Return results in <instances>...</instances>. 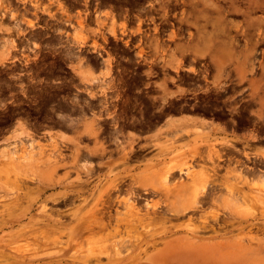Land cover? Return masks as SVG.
I'll use <instances>...</instances> for the list:
<instances>
[{
  "label": "rangeland",
  "instance_id": "374dc122",
  "mask_svg": "<svg viewBox=\"0 0 264 264\" xmlns=\"http://www.w3.org/2000/svg\"><path fill=\"white\" fill-rule=\"evenodd\" d=\"M0 3L2 4L1 0ZM201 11L203 14L196 20L195 16ZM204 12L209 13L210 26L208 27L202 26L204 22L201 18L206 19ZM104 27V23L98 21V30L102 31ZM113 29L117 34L115 23L112 24L111 30ZM97 35L101 34L98 32ZM74 36L83 37V34L75 33ZM176 36V51L180 57L176 61L177 84L184 86L187 83L185 76L180 72L187 67L184 56L188 53L193 58L188 68L194 69L200 66L197 63L214 68L216 70L212 80L214 89H221L223 84H227L234 78L239 85L240 98L255 100L256 119H264V54L260 53L264 49V0H190L187 8L177 14ZM200 36L208 37L200 38ZM13 46L8 40L0 43V68L10 65V51ZM74 46L73 43L64 44L63 67L67 72L65 76L79 77L84 84H95L96 90L88 92L90 97L93 96L97 101H108V62L105 65L106 69L102 68L95 75L87 65L88 60L76 59L72 55ZM162 50L167 51V49ZM56 51V49L50 50V53L54 55V58H49L50 62H54L50 63V67L56 66L58 59ZM72 83L71 80L69 83L66 82V85L70 87ZM51 89L36 94L40 95V99L47 95L48 103H51L53 100L51 94L57 93ZM186 93L184 90H178L176 97L184 98ZM63 94V107H48V111L44 113L46 108L38 105L33 106L32 110L34 115L54 117L60 114L64 115V119H37L40 122L35 123L21 120L15 124L0 119V225L7 222L9 217L19 219L18 222L0 226V264H50L51 261H53L51 264H97V256H100L99 235L85 237L87 240L91 239L92 243L82 249L75 245L67 247L66 235L60 237V242L56 246L37 245L33 243L32 237L45 233L52 238L55 227L69 231L70 227L76 225L77 218L85 215L98 199L107 200L111 188L105 189L109 184L114 187L120 183L124 193L121 195L124 197L127 191L133 192L135 195L138 194L137 199L140 203L159 201L160 205L162 204L161 210L166 209L167 205L161 202L176 200L177 198L173 195L182 187V184L179 181L174 183L173 179L165 181L163 172L176 165L185 167V171L189 167L188 171L191 170L190 173L195 177L199 178L201 175L204 177L207 185L205 195L200 197L201 200L206 199L209 202V199L211 201L214 198V200L237 199L239 202L237 207L240 211L239 209L234 211L237 207L227 202H221L219 206H214V209L213 206H206V211L205 208L203 211L209 220L216 213V211L212 212L216 208L217 215L221 219L220 226L214 231L198 233L191 231L197 226L194 219L197 215L188 213L189 216H193L189 226L185 218L171 220L164 227L158 224L160 229L154 233L156 236L154 244L139 245L134 251H130L125 245L117 251L109 252L108 259L101 256L99 263L264 264V206L255 202L259 199L264 203V175L250 179L233 168L221 174L219 167L221 158L215 160L219 155L214 149L217 145L210 143L203 124L188 123L185 119H167L159 128L151 123L147 124L148 126H141L137 123V119H108V107L100 105L86 108L87 111L91 110L92 115L81 114L82 117L79 119H73L79 115L73 106L77 98L71 89H66ZM92 120L96 121L94 128L98 132L97 140L83 135ZM126 120H132V122L124 126ZM192 126L194 128L191 129ZM117 135L118 144L114 141ZM94 140L97 144L101 143L106 149V157H111L113 160L104 162L103 155H98L96 160L86 157L87 152L83 150L96 147ZM22 144L23 147H21ZM203 148H207L205 155L200 154ZM79 149L81 154L76 156V151ZM99 150L101 148L98 147ZM262 155H264L263 152ZM209 156L212 160L208 158ZM82 163L87 166L98 163L96 173H99V170L102 171L89 194L81 192L80 195L83 198L76 199L73 205L57 199L61 192L48 195L54 188L60 187L66 190L76 185L78 178L71 179L74 177L71 173L62 176L63 171L59 170L60 165L72 170ZM54 165L56 167L59 165L56 172L48 173L49 168ZM4 169L9 171L8 176ZM14 169L18 170L14 171ZM16 172L34 176L35 181L23 180L24 182L21 183L18 178L16 180L19 184L17 183L16 186L13 182ZM42 173L46 174L42 175ZM81 175V179H84V174L81 173ZM237 175H240L241 180L237 179ZM193 179L194 177L190 176L182 177L183 185H191ZM246 179L247 183H245ZM48 181L50 182L47 183ZM143 186L147 188L148 194L143 192ZM85 187L82 185L81 190ZM227 187L233 188L229 196ZM93 190L95 191L91 194ZM244 193L247 194L246 198L242 196ZM55 199L56 201H52ZM242 199H249L252 203H242ZM221 205L222 207L225 205V209ZM73 206L74 209H72ZM227 206L232 209L228 210ZM241 208L245 212L241 211ZM226 210L230 213L236 212L241 218H231ZM142 211H145L144 207ZM148 212H151V208ZM245 213H248L246 215L250 220L244 221ZM60 216H63V221L59 218ZM48 218L49 220L46 221ZM39 223H47V225L40 228ZM147 224L149 228L153 227L151 222L143 221L136 226L132 237L146 231ZM48 228H52L51 233ZM124 234L122 236L125 238L126 234ZM73 236L77 238L75 234ZM118 237L116 236L114 240ZM90 256L94 258L90 259Z\"/></svg>",
  "mask_w": 264,
  "mask_h": 264
},
{
  "label": "flooded vegetation",
  "instance_id": "af4514ba",
  "mask_svg": "<svg viewBox=\"0 0 264 264\" xmlns=\"http://www.w3.org/2000/svg\"><path fill=\"white\" fill-rule=\"evenodd\" d=\"M1 1L0 43L8 40L14 45L10 51V65L0 68V119L4 122L15 124L21 120L35 123L40 122L37 119H64L60 114L54 117L34 115L32 107L44 106V113L48 107L61 108L64 106L63 92L71 89L77 98L73 106L79 114L73 119H79L81 114L92 115L86 108L100 105L108 107V119H137L141 126L151 123L159 128L167 119L203 124L208 140L217 145L214 149L221 156V174L233 168L250 179L264 175V119H256L255 100L240 98L239 85L234 78L223 84L221 89H214L212 80L216 70L197 62L200 66L188 68L193 58L187 53L184 56L187 67L180 72L187 83L184 86L177 84L176 61L180 58L176 51L177 14L187 8L190 0ZM202 14V11L198 15L195 13V19ZM204 15L206 19L201 18L202 26L208 27L209 13L204 12ZM98 21L105 25L102 31L98 30ZM113 23L117 34L111 30ZM98 32L101 35L98 36ZM75 33L83 34V37H75ZM72 43L75 44L72 55L76 59L88 60L87 65L95 75L102 68L106 69L108 62V101L90 97L88 92L96 90L95 84H84L79 77L65 76L63 48L64 44ZM53 49L57 50L58 59L56 66L50 67V63H54L49 61V58H54L50 53ZM260 53L264 54V49ZM71 80L73 83L68 87L66 82ZM50 88L57 92L51 94V103H48L47 95L40 99L36 94ZM178 90L187 92L184 98L176 97ZM130 122L132 120L124 121V126ZM117 137L114 141L118 144ZM90 150L83 151L89 155ZM78 151L77 156L81 149ZM200 154H207V148H203ZM98 155L104 156V162L113 160L106 157L105 148L88 157L96 160ZM60 167L62 176L68 172L74 179L79 174V167L72 170L65 169L63 165ZM96 167L98 163L92 167V173H95H91L93 176L84 184L87 189L80 190L76 184L66 190L54 188L48 195L61 192L57 199L73 205L76 199L83 198L81 192L89 194L96 184L98 175L102 173L101 170L96 173ZM183 171L184 175L174 171L169 179L175 178L183 183L180 179L187 177ZM84 176L83 180H86L87 176ZM118 184L111 188L113 196L109 194L107 199L122 197L123 189ZM227 191L229 196L228 188ZM143 192L147 190L143 189ZM126 195L132 200L138 198L128 191ZM59 218L62 220L63 216Z\"/></svg>",
  "mask_w": 264,
  "mask_h": 264
},
{
  "label": "bare ground",
  "instance_id": "6f19581e",
  "mask_svg": "<svg viewBox=\"0 0 264 264\" xmlns=\"http://www.w3.org/2000/svg\"><path fill=\"white\" fill-rule=\"evenodd\" d=\"M92 80H94L92 78ZM72 122V121H71ZM95 120H92L87 128L85 129L84 131V136L88 135L90 138H94L95 140H97V135H98V132L95 130L94 128V125H95ZM78 123V122H77ZM80 123V122H79ZM74 124V123H73ZM71 126L73 127V125L71 124ZM75 126V125H74ZM76 139V138H75ZM77 140V139H76ZM94 140V141H95ZM75 141V140H74ZM78 142V140L76 141ZM96 144H97V141H95ZM22 143V142H21ZM95 144V145H96ZM99 144V143H98ZM97 144V145H98ZM96 147L94 146V148L92 149V151L90 150V154H95L96 152H98V147L99 148H103L101 143ZM21 147H23V144L21 145ZM76 146H74L75 148ZM90 149V148H89ZM78 151V150H77ZM80 152V151H78ZM78 152H76V154L78 155ZM74 156H75V153H73ZM80 154V153H79ZM89 154V155H90ZM197 154V153H196ZM76 155V156H77ZM83 155V154H82ZM88 155V154H87ZM88 155V156H89ZM80 156V155H79ZM86 156V155H84ZM86 156V157H88ZM112 156V155H111ZM82 157V156H81ZM220 155H217V158H215V160H219L220 159ZM75 158V157H74ZM111 158V157H110ZM109 158V159H110ZM209 159H211V157L209 156ZM76 160V159H75ZM84 160V159H83ZM88 161L90 159H87ZM111 160V159H110ZM81 161V160H80ZM86 161V160H85ZM87 161V162H88ZM86 162V163H87ZM84 163V162H83ZM82 163V165H83ZM90 163V162H89ZM56 165V164H55ZM53 166V167H50L49 168V172L48 173H55L56 169L58 168L59 165L56 166ZM80 165V164H79ZM81 167H79L78 169V173L81 174H85L87 176L86 180H83L80 178V176L82 177V175L79 176V174H76L77 176V186L78 188L81 190V186L86 184L85 182H87L89 180V178L91 179V177L93 175L90 176V174L92 173V167L94 166H87V165H83ZM77 166V165H76ZM192 166V165H191ZM77 167V168H78ZM75 168V169H77ZM97 168V167H96ZM101 168V167H100ZM107 168V167H106ZM104 168V169H106ZM189 168V167H187ZM186 168V170L188 171V169ZM7 169V168H6ZM185 167L182 168L181 166H171L167 169H165V171L163 172V177H164V180H168L170 178V176L172 175V173L174 171H178V173H183ZM5 170V169H4ZM13 170V169H12ZM11 170V171H12ZM18 169H14V171H17ZM94 170V169H93ZM97 169H95L94 171H96ZM194 170V169H193ZM192 170V171H193ZM10 171V174H12V172ZM27 171V170H26ZM104 171V170H103ZM186 171V176H190V177H194V179L192 180V184L191 185H183V183H180L182 184V187L181 189L177 190L176 193L173 195L174 197H176L177 199L176 200H167L166 202H161V203H165V205H167V208H165V205L164 206V210H161L162 207H160V202H154V203H148V202H144V204H141L140 202H138V199L137 200H132L131 197L128 195V197H117L115 200H111V199H107V200H102V199H98L92 206V208L85 214V215H82V216H79L77 218V221H76V225L75 226H72L70 227L68 230L69 231H63V230H60V229H56L57 227H55L53 229V233L51 235L52 238H49V234H45V233H40L39 235H34L32 237V240H33V243L39 245V244H43L44 246H56V244H58L60 242V237L62 235H66L67 236V241L65 242L66 243V246H70V245H75L77 247H80L79 249H82L84 248L86 245H89L92 243V240L91 239H85V237L89 236V235H99V244H100V247H99V254L100 256H97V264H100L99 262L101 261L100 257L101 256H105L107 259H108V255H109V252L111 251H117L119 250V248H122L123 246H127L128 249L130 251H134L135 248L139 245H143V244H148V243H151V244H154V241L156 236H155V231H157L158 229H160V226L163 225L162 227L165 226V224L169 223L171 220H181L185 218L186 221H188V226L192 223V220H193V216H189L188 213H191L192 215H197L196 217H194V219L196 220V224L197 226L194 227V229H191V231L193 232H203V231H207V230H210L211 232L214 231L219 225L221 219L219 218V216L217 215V208L216 210H212L210 208V211L212 210L213 211H216V213L211 217V219L209 220V218L206 216V213H204V208L206 206H213L212 208L214 209L215 207L214 206H219L218 204H221V202H227V203H232V205L236 208L238 205V201L236 199H226V200H222L220 203L219 201H215L213 199V201L209 199L210 202H205V201H201L200 196H202L206 191H205V186L207 185V183H205V179L204 177L201 175L198 177H195L194 174H191L190 171L187 172ZM4 172V171H3ZM5 172L7 173V176L9 175L7 170H5ZM4 172V173H5ZM25 172V171H24ZM77 172V171H76ZM102 172V171H101ZM107 172V171H106ZM30 174V172H27ZM33 173V172H32ZM68 174V172H65V174ZM95 172H93L92 174H94ZM209 173V172H208ZM24 174V173H23ZM23 174H19L16 172V178H15V181H13L16 186L19 184L18 183V179L22 182H24L23 180H27V181H31V182H34V176L33 177H30L27 175H23ZM36 174V173H34ZM40 173H38L39 175ZM43 174H46V173H42ZM66 174V176H67ZM109 174V173H108ZM31 175V174H30ZM33 175V174H32ZM31 175V176H32ZM38 175H37V180H38ZM96 175V174H95ZM94 175V176H95ZM184 175V173H183ZM182 175V176H183ZM11 176V175H10ZM65 176V175H64ZM84 176V175H83ZM84 176V177H86ZM90 176V177H89ZM179 176V175H178ZM181 176V177H182ZM180 177V178H181ZM36 178V177H35ZM45 178V177H44ZM48 178V177H47ZM52 178V176H51ZM101 178V177H100ZM105 178V177H104ZM111 178V177H110ZM172 178V177H171ZM174 178V177H173ZM208 178V176H207ZM175 179V178H174ZM173 179V180H174ZM237 179H240V175L237 176ZM36 180V181H37ZM45 180V179H44ZM118 180V179H117ZM116 180V181H117ZM171 180V179H169ZM168 180V181H169ZM182 179H180L181 181ZM76 181V180H75ZM91 181V180H90ZM123 181V180H122ZM163 181V180H162ZM161 181V183H162ZM176 181H178L177 179L175 180L174 183H177ZM197 181V182H196ZM50 181H48L47 183H49ZM92 182V181H91ZM90 182V184H91ZM109 182V181H108ZM124 182V181H123ZM18 183V184H17ZM75 184V182H73ZM117 183V182H116ZM245 183H247V179L245 180ZM24 184V183H23ZM252 184V183H251ZM89 185V184H88ZM87 185V186H88ZM119 185V184H118ZM252 186H254V184H252ZM85 187V186H84ZM89 187V186H88ZM115 187V186H114ZM117 187V186H116ZM122 187V186H121ZM144 190H147V188L145 186H143ZM209 187V186H208ZM257 187V186H256ZM263 187V186H262ZM86 188V187H85ZM83 188V189H85ZM109 188H113L112 187V184H109L105 190H108ZM228 190L232 191L233 188L232 187H227ZM87 189V188H86ZM92 189V188H91ZM90 189V190H91ZM122 189V188H121ZM120 189V190H121ZM78 190V189H77ZM80 190L78 192H80ZM115 190V188H114ZM153 190H155L153 188ZM215 190V189H214ZM95 191V190H94ZM136 191V190H135ZM218 191V190H216ZM115 192V191H114ZM125 192V191H124ZM141 192V191H140ZM162 192V191H161ZM213 192V191H212ZM233 192V191H232ZM14 193V192H13ZM88 193V192H87ZM116 193V192H115ZM133 193V192H131ZM143 193V192H142ZM148 194V192H145ZM92 194V193H91ZM90 194V195H91ZM107 194H108V191H107ZM110 194V193H109ZM108 194V195H109ZM124 194V193H122ZM130 194V193H129ZM144 194V193H143ZM113 196V194H110ZM118 195V194H117ZM126 195V194H125ZM155 195V194H154ZM205 195V194H204ZM207 195V194H206ZM210 195V194H209ZM213 195V194H212ZM217 195V194H216ZM110 196V198L112 197ZM116 196V195H114ZM127 196V195H126ZM244 198L247 197V194H243L242 195ZM103 197V195H102ZM101 197V198H102ZM109 197V196H108ZM132 197H134V195L132 194ZM135 197H138V194L135 195ZM140 197V196H139ZM164 197V196H163ZM210 197V196H209ZM113 199V197H112ZM141 200V199H140ZM256 203H258L259 205H262L264 206V203L261 202V200L257 199L255 200ZM168 203V204H166ZM242 203H252L251 200L249 199H242ZM223 204V203H222ZM229 205V204H228ZM248 205V204H247ZM145 208V211L143 212L142 211V208ZM207 207V208H209ZM222 207V205H221ZM219 207V209L221 208ZM225 207V205H224ZM222 207V208H224ZM233 207V208H234ZM239 207V206H238ZM236 208L234 209L237 210L239 209L240 211V208ZM250 207V206H249ZM151 208V212H148V209ZM228 210H231L229 209V206H227ZM226 208V209H227ZM225 209V208H224ZM223 209V210H224ZM250 209V208H249ZM221 210V209H220ZM244 210V209H243ZM242 208H241V211H243ZM205 211H206V208H205ZM209 211V210H208ZM219 211V210H218ZM227 211V210H226ZM229 212V211H227ZM245 212V210H244ZM249 212V211H248ZM200 213V214H199ZM210 213V212H208ZM220 213V212H219ZM224 213V212H223ZM236 213V212H234ZM233 213V211L230 213L229 212V215L228 216H231V218L233 217H238L237 216V213L236 215ZM242 213V212H240ZM239 213V214H240ZM248 213H245V216L244 214H242V216L246 217L244 219V221H248L250 220V218H248V215H246ZM220 215V214H219ZM222 215V214H221ZM226 217V216H225ZM228 218V217H227ZM238 218H241L240 216ZM7 219V218H6ZM51 219V218H50ZM236 219V218H235ZM243 219V217H242ZM48 219H46V221H48ZM56 220V219H55ZM60 220V219H59ZM19 219H15V218H10L9 217V220L7 222H4L3 224H1L0 226L2 225H6V224H11V223H14V222H18ZM40 221V220H39ZM63 221V220H62ZM143 221H147V222H151V224L153 225V227L149 228V224H147V229L146 231L144 232H140L139 234L137 233V236L135 237H132V232L136 231V226L138 224H141ZM45 222V221H44ZM226 222V221H225ZM232 222V221H231ZM235 222V221H234ZM2 223V222H1ZM224 223V222H223ZM40 225V228H43L47 225L46 224H43V223H39ZM158 224H160V226H157ZM233 224V223H232ZM21 225V224H20ZM36 225V224H35ZM156 225V226H155ZM223 225V224H222ZM221 225V226H222ZM33 226V225H32ZM174 228V226H173ZM49 229V228H48ZM52 229V228H50ZM49 229V230H50ZM180 229V228H179ZM26 230V229H25ZM220 230V228H219ZM222 230V229H221ZM220 230V231H221ZM223 231V230H222ZM46 232V231H45ZM163 232V231H162ZM168 232V231H167ZM185 232V231H184ZM216 232V231H215ZM48 233V232H47ZM50 233H51V230H50ZM126 235H125V234ZM189 233V232H188ZM217 233V232H216ZM76 235L77 238H75L73 235ZM125 235L126 237L124 238L122 235ZM208 234V233H206ZM54 235V236H53ZM209 235H211L209 233ZM116 236H119L117 240H114V238ZM18 237V236H17ZM22 238V237H21ZM84 238V239H83ZM163 239V238H162ZM12 241V240H11ZM110 241V242H109ZM7 243V242H6ZM144 246V245H143ZM154 247V246H153ZM157 247V246H156ZM138 248V247H137ZM41 251V250H40ZM86 251H90L89 249H86ZM233 251V250H232ZM87 252V253H88ZM148 252V250H147ZM136 254V253H135ZM134 254V255H135ZM133 255V256H134ZM135 257V256H134ZM94 258L93 256H90V259ZM8 259V258H7ZM10 259V258H9ZM105 259V258H104ZM103 259V260H104ZM133 258H131L132 260ZM5 260V259H4ZM51 261V260H50ZM53 262V261H51ZM50 262V264H51Z\"/></svg>",
  "mask_w": 264,
  "mask_h": 264
}]
</instances>
